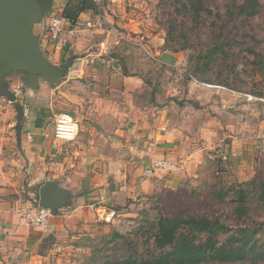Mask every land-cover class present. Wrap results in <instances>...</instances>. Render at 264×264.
<instances>
[{
  "label": "rangeland",
  "instance_id": "1",
  "mask_svg": "<svg viewBox=\"0 0 264 264\" xmlns=\"http://www.w3.org/2000/svg\"><path fill=\"white\" fill-rule=\"evenodd\" d=\"M63 1L53 0L48 12L61 14ZM189 1L95 0L96 10L85 13L101 26H80L77 30L85 33H77L72 48L60 50V64L74 59L75 75L50 87L59 85L56 90L42 82L49 92L51 108L43 116L49 131L60 112L76 118L79 128L70 142L51 137L43 161H62L64 174L61 167L57 177L65 175L68 184L97 174L112 181L104 155L113 153V131L105 130L104 114L116 99L127 107L131 101H184L181 128L191 137L189 150L198 156L184 174L166 178L164 172L178 166L169 158L173 169L160 170L161 177L144 187L140 178L155 171L149 162L140 174L133 172L138 179L122 176L121 203H113V193L104 197L105 207L116 211L108 222L96 215V204L91 214L74 218L61 232L26 222L34 232L21 244L7 246L2 264H144L143 259L167 250L153 242L160 215L220 221L224 229L210 237L215 247L236 246V238L249 236L244 259L208 264H264V0L253 16L238 14L243 0H199V17L183 6ZM84 68L85 75L78 77ZM22 76L19 71L8 74L10 90L16 81L25 88ZM176 89L181 94L170 97ZM19 96L12 102L20 104ZM21 199L36 206L38 189L22 192ZM197 236L196 243L208 242L207 235Z\"/></svg>",
  "mask_w": 264,
  "mask_h": 264
},
{
  "label": "crops",
  "instance_id": "2",
  "mask_svg": "<svg viewBox=\"0 0 264 264\" xmlns=\"http://www.w3.org/2000/svg\"><path fill=\"white\" fill-rule=\"evenodd\" d=\"M65 1L62 2L60 8ZM79 17L82 20L91 21L86 17V13H82ZM84 30L86 29L76 30L72 34L65 31L59 41L51 43L46 38L44 21L33 26V32L39 37L38 42L42 46L43 54L56 65H61L60 62L63 59H61L60 50L64 46L68 49L72 48L77 33H85ZM81 39L79 38V40ZM103 41L100 42V45L105 43V40ZM86 71V68L80 69L77 76L81 77V73L85 75ZM64 77L72 76L65 75ZM127 78H124L123 81L127 82ZM115 80L121 82V79ZM64 82L62 80L61 84ZM16 87L23 89L18 81L13 83L11 90ZM45 87L47 86H42L41 83L38 89L24 88L22 96H19L20 104H15L17 102L13 103L0 95V264H2L1 258L4 257L3 250L7 246L21 244L29 233L34 232L22 217V213L34 205L29 200L21 199L22 192L27 191L30 194L33 190L39 189L47 180H57L60 185L70 191L73 196L70 206L57 210L45 228L47 232L53 230L61 232L62 228L72 225L74 218L91 214L93 206L101 198H104L106 193L107 195L109 192L113 193V203H121V200L118 199L124 189L119 188V179H122V176L129 177L128 175H131L134 177L133 172L136 171L140 174L143 170L141 168H145L148 162L150 164L154 159L166 157L173 159L178 165L175 171L164 172L166 178H171L184 174L191 165V160L196 155L198 156L197 152L189 150L191 137L184 134L181 128V110L186 108L183 105L184 101L170 99L163 104L156 99L144 103L131 101L127 107L124 102L121 103L116 99L110 106L111 110L107 109L104 114V118L107 120L104 123L107 125L105 130L113 131V136H111L113 153L104 155L112 167L109 170L113 171L112 181L108 182L104 175L97 174L80 182L72 180L68 184L64 181L65 175L57 177L60 175L61 167L62 174H64L62 161H43V153L49 148L52 141L51 128L49 131L45 123L46 120L43 119L44 113L48 111L47 107L51 108L47 102L49 92L45 90ZM58 87L59 85L54 88L49 86L54 90ZM126 91H129V88L123 92ZM188 91H190V87ZM120 92L119 89L117 93ZM43 97L45 101L42 100ZM170 109H173L174 112L171 113ZM99 125L101 126L98 124V127ZM102 134L104 136V133ZM135 139L141 144H135ZM95 150L99 154L101 149L98 147ZM143 163L146 164L144 167ZM54 170H56V174L51 172ZM159 172L163 171H151V177L142 176L144 177L140 178L142 187L148 181L153 182L157 177L159 179L161 177ZM139 174L134 179H138ZM104 200L106 199L104 198Z\"/></svg>",
  "mask_w": 264,
  "mask_h": 264
},
{
  "label": "water",
  "instance_id": "3",
  "mask_svg": "<svg viewBox=\"0 0 264 264\" xmlns=\"http://www.w3.org/2000/svg\"><path fill=\"white\" fill-rule=\"evenodd\" d=\"M53 0H0V95L15 100L5 77L23 73V86L38 89L42 82L50 87L72 76L73 60L56 65L43 54L33 26L50 10ZM37 205L56 211L70 206L73 196L57 180H47L38 189Z\"/></svg>",
  "mask_w": 264,
  "mask_h": 264
},
{
  "label": "trees",
  "instance_id": "4",
  "mask_svg": "<svg viewBox=\"0 0 264 264\" xmlns=\"http://www.w3.org/2000/svg\"><path fill=\"white\" fill-rule=\"evenodd\" d=\"M177 1L180 3L181 0ZM183 6H189L190 14L199 17L202 10L199 0L183 2ZM97 7L95 0H66L61 15L74 24L82 13L95 11ZM260 7L259 0H243L236 9L239 15L253 16L259 13ZM56 212L57 210L54 211ZM223 229L224 225L220 221L205 216L160 215L156 220L153 242L156 248L167 250L155 257L143 259L142 262L144 264H208L213 260L215 263H223L244 259L248 254L244 246L249 236L236 238L235 241L238 242L236 246L215 247V239L210 237L217 236ZM199 234L207 235L208 242L196 243V236Z\"/></svg>",
  "mask_w": 264,
  "mask_h": 264
},
{
  "label": "built area",
  "instance_id": "5",
  "mask_svg": "<svg viewBox=\"0 0 264 264\" xmlns=\"http://www.w3.org/2000/svg\"><path fill=\"white\" fill-rule=\"evenodd\" d=\"M46 13V16L42 21H44L46 38L49 42L54 43L59 41L62 34L67 31L68 33H74L80 26L85 28H90L93 26H101L100 22L95 24L90 20L78 19L74 24H71L70 21L63 18L59 13L51 11ZM42 50V46H40ZM43 52V50H42ZM211 86V85H208ZM15 96V99L20 95L21 90L19 87L11 90ZM181 94L180 89H176L170 93V97H175ZM78 122L71 114L66 112H60L53 116L51 133L50 136L55 140H60L63 142L73 141L78 134ZM30 135V134H29ZM264 146V144H263ZM223 159L226 157L223 156ZM174 163H172L167 158H158L154 159L150 163V169L152 170H172ZM96 215L103 221H110L113 218V215L116 214V211L113 209H107L104 205V199L101 198L98 203L95 205ZM54 212L49 208L36 206L30 207L25 210L23 215L24 219L28 224L36 226L41 229L47 228L49 220L53 217Z\"/></svg>",
  "mask_w": 264,
  "mask_h": 264
}]
</instances>
